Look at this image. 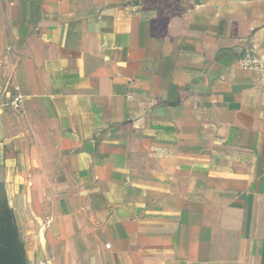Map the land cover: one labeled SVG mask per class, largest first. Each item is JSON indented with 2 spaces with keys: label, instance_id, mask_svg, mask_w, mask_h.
<instances>
[{
  "label": "crops",
  "instance_id": "crops-1",
  "mask_svg": "<svg viewBox=\"0 0 264 264\" xmlns=\"http://www.w3.org/2000/svg\"><path fill=\"white\" fill-rule=\"evenodd\" d=\"M4 209L28 264H264V0H0Z\"/></svg>",
  "mask_w": 264,
  "mask_h": 264
},
{
  "label": "water",
  "instance_id": "water-1",
  "mask_svg": "<svg viewBox=\"0 0 264 264\" xmlns=\"http://www.w3.org/2000/svg\"><path fill=\"white\" fill-rule=\"evenodd\" d=\"M0 264H28L17 240V232L10 210L0 214Z\"/></svg>",
  "mask_w": 264,
  "mask_h": 264
},
{
  "label": "built area",
  "instance_id": "built-area-1",
  "mask_svg": "<svg viewBox=\"0 0 264 264\" xmlns=\"http://www.w3.org/2000/svg\"><path fill=\"white\" fill-rule=\"evenodd\" d=\"M241 64L243 67L251 68V67H257L256 59L254 58H242ZM16 94L14 95L13 99L11 100V105L14 109L19 108L20 106V94L18 93V88H15ZM31 264H48L47 261L39 260L36 262H33Z\"/></svg>",
  "mask_w": 264,
  "mask_h": 264
}]
</instances>
